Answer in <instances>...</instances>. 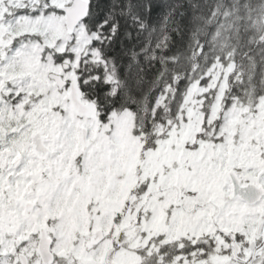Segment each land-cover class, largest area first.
Returning <instances> with one entry per match:
<instances>
[{
	"label": "snow or ice",
	"instance_id": "snow-or-ice-1",
	"mask_svg": "<svg viewBox=\"0 0 264 264\" xmlns=\"http://www.w3.org/2000/svg\"><path fill=\"white\" fill-rule=\"evenodd\" d=\"M0 264H264V0H0Z\"/></svg>",
	"mask_w": 264,
	"mask_h": 264
}]
</instances>
